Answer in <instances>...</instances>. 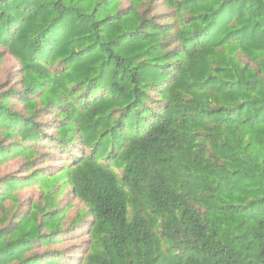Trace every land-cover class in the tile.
<instances>
[{"label": "trees", "instance_id": "1", "mask_svg": "<svg viewBox=\"0 0 264 264\" xmlns=\"http://www.w3.org/2000/svg\"><path fill=\"white\" fill-rule=\"evenodd\" d=\"M71 263L264 264V0H0V264Z\"/></svg>", "mask_w": 264, "mask_h": 264}, {"label": "rangeland", "instance_id": "2", "mask_svg": "<svg viewBox=\"0 0 264 264\" xmlns=\"http://www.w3.org/2000/svg\"><path fill=\"white\" fill-rule=\"evenodd\" d=\"M19 69V64L17 60L10 55L6 56L5 62L2 66V77L3 79L7 80L8 76L15 75L17 73V70ZM11 78V77H10ZM12 80V79H11ZM11 83V82H10ZM63 163L62 160L57 159L53 162H50L48 164H44V166L52 165L53 170H56L58 165H61ZM19 161H12L8 163L2 171L4 172H11L15 171L19 168ZM61 194H59L58 199L62 203V208L66 209L64 211V223L65 226L76 225L73 223V220L77 215H81L86 207L85 205L74 196V194L71 192V186L64 185L62 187ZM42 190L39 187H29L25 188L21 192V198L25 200V205L27 206L30 202H36L41 199ZM86 227L87 224H83L79 228H74L72 230V236L68 238L65 242L62 244H59L56 246V248L60 250H64L68 254L74 258L73 262H77L78 258L85 254V249L87 247V240L88 235L86 233ZM73 228V227H72ZM72 264V263H71Z\"/></svg>", "mask_w": 264, "mask_h": 264}]
</instances>
